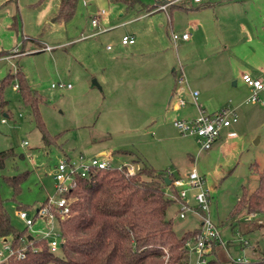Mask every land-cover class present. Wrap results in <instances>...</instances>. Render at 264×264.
Wrapping results in <instances>:
<instances>
[{"label": "rangeland", "instance_id": "obj_1", "mask_svg": "<svg viewBox=\"0 0 264 264\" xmlns=\"http://www.w3.org/2000/svg\"><path fill=\"white\" fill-rule=\"evenodd\" d=\"M60 1H0V25L6 28L2 20L17 17V31L0 30V150L13 148L0 166V195L11 221L18 229L26 228L19 209L32 215L47 196H55V164L66 154L105 151L113 166L138 156L175 173L196 165L209 188L210 216L228 242L216 257L221 264H231L228 252L242 254L246 248L239 247L230 212L244 189L255 188L264 167V88L257 101H247L250 86L241 78L249 71L264 80V0L229 3L218 23L204 9L214 40L207 42L200 30L192 43L173 40L166 12L150 8L155 0L132 5L124 0H75L73 13L66 17L59 14ZM92 5L105 9L98 25L92 24ZM185 19V14L174 16V30L181 31ZM124 33H133L135 42L121 43ZM181 69L190 86L199 89L198 99L207 111L235 108L238 119L230 126L236 135L225 141L222 133L210 148L198 151L196 137L183 135L173 124L175 117L196 113L191 95H185V106L171 107L169 95ZM10 72L24 76L38 92L36 104L25 101L20 87L14 86L17 76L2 83ZM58 81L71 86L51 85ZM37 113L55 139L51 143L42 140ZM133 163L135 169L141 164ZM20 172L24 176L15 191L6 176ZM193 191L188 194L191 203ZM178 204L172 202L168 215L182 233L199 224L201 216L187 210L180 217ZM43 225L41 220L34 224ZM250 227L243 236L255 243L259 256L264 229ZM8 241L0 237V248ZM195 260L192 254L190 264Z\"/></svg>", "mask_w": 264, "mask_h": 264}, {"label": "trees", "instance_id": "obj_2", "mask_svg": "<svg viewBox=\"0 0 264 264\" xmlns=\"http://www.w3.org/2000/svg\"><path fill=\"white\" fill-rule=\"evenodd\" d=\"M132 5L138 0H124ZM186 0L172 3L179 5ZM195 2V1H194ZM197 3H201L197 2ZM170 4V5H172ZM75 0H61L59 14L66 17L73 13ZM155 5L152 4L150 8ZM16 72L2 78V83ZM18 85L25 101L36 104L35 89L23 77L17 76ZM38 93V92H37ZM44 143H51L49 135L37 113ZM13 151L12 147L0 150V166ZM138 165L134 173L128 172V164L98 169L91 177L78 178L77 184L68 190L71 195L70 212L56 216V225L61 235L59 249H50L47 237L27 226L18 229L11 221L4 198L0 195V237L9 238L11 246L18 250L24 246V254L15 253L0 259V264H182L188 261L186 240L195 235L198 227L178 233L168 208L176 201L167 194V189L177 190L166 169H158L133 157ZM23 172L7 175L15 191L19 190ZM48 201V196L40 203ZM24 207V206H22ZM255 211L256 219L244 215ZM231 225L241 233L252 231V225L264 229V167L259 172L258 183L252 190L244 189L230 212ZM253 223V224H252ZM244 224V225H243ZM31 234L30 237L28 235ZM223 247L215 243L213 257L208 264H221L216 251ZM231 264H264V247L257 259L251 262Z\"/></svg>", "mask_w": 264, "mask_h": 264}, {"label": "built area", "instance_id": "obj_3", "mask_svg": "<svg viewBox=\"0 0 264 264\" xmlns=\"http://www.w3.org/2000/svg\"><path fill=\"white\" fill-rule=\"evenodd\" d=\"M180 0H155L154 8L167 10L168 6ZM200 2L201 0H192ZM105 13V9H97L96 14L92 18V24L98 25V15ZM172 37L176 40L178 37H188V31L171 32ZM135 36L131 33H124L121 36L120 42L123 44L133 43ZM110 47V45H107ZM49 48L47 44L44 46ZM243 80L251 87V92L246 97L247 101H256L259 99V91L264 88V80L259 76L245 71L242 73ZM53 87H70V82L58 81L52 82ZM15 87H19L18 82L14 83ZM189 89L190 95L196 104L197 113L193 116H180L173 119V124L183 135H193L199 143V150L210 148L215 140L221 135L224 127L229 126L237 121L238 116L235 108L224 107L213 111H207L198 99L199 90L190 87L184 71L181 69L176 77V84L174 88L175 105L183 106L186 103L185 97L182 95L185 88ZM4 119V118H3ZM229 135L235 134V131H229ZM24 140V143H27ZM103 152L85 154L79 152L76 156L72 157L69 154L60 156L55 164V189L56 193L53 197H48V201L40 204L35 208L34 213L29 215L25 208L19 209V215L25 219L26 225L31 228L35 233L48 238L50 249L57 251L61 242V235L56 225V216L60 214L61 217L70 212L71 195L67 194L68 190L74 187L78 178L91 177L98 169L113 166L111 160ZM128 172H135V164L128 162ZM121 165V164H120ZM118 165V166H120ZM166 173L171 176V181L177 189H167V194L179 202V215L184 216L187 210H192L200 214L201 221L198 226V231L192 237L186 240V248L188 251H196V260L194 264H208V254L212 253L215 243L221 244L227 249V241L223 240L220 229L210 216V193L209 188L205 186V178L199 173L195 166H192L189 171L184 174L175 173L173 169L167 168ZM193 189L194 202L189 201V191ZM255 211L248 212L244 215L245 219H251L255 216ZM37 220L44 222L43 226H34ZM239 231V230H238ZM238 243L241 249L246 251L242 254H233L228 252L230 259L236 262L248 263L258 256L255 255V243H252L243 233L239 231ZM250 249V253L247 252ZM22 256L24 254V246L15 250L10 241L5 242L0 248V259L6 258L10 254ZM253 255V256H252ZM255 258L253 259L252 257ZM182 264H190V260Z\"/></svg>", "mask_w": 264, "mask_h": 264}, {"label": "crops", "instance_id": "obj_4", "mask_svg": "<svg viewBox=\"0 0 264 264\" xmlns=\"http://www.w3.org/2000/svg\"><path fill=\"white\" fill-rule=\"evenodd\" d=\"M1 1V0H0ZM235 2H237V0H201V3H197V2H194V1H192V0H186L184 3H181V4H179V5H176V4H172V5H169L168 6V8H167V10H165V9H161V10H163V11H165L166 12V14H167V17H168V20L170 21V29H171V32L174 30V26H173V17L174 16H178V15H183V14H185V17H186V19H185V24H184V26H182V29H181V31L180 32H182V31H188L189 32V29L188 28H192V30H193V33L192 32H190L189 33V35H188V37H178V39H181L182 41H188V42H194V41H196L197 39H198V33H199V31L200 30H203L202 31V33L205 35L204 36V38H205V40L207 41V42H210V40H214L213 39V36L212 35H209V31H210V29H211V27L210 26H208L210 23L208 22V20H204V16H206V11H203L204 9H209L211 12H212V17L214 18L213 20L215 21H217V23H218V21H220L219 19H220V17H222V16H225V14H226V10H225V8H224V6L225 5H228L229 3H235ZM93 6V5H92ZM95 6V5H94ZM96 10H97V8L95 7V10H93V11H95V14H96ZM157 10H160V9H157ZM197 12H199V13H197ZM208 14V13H207ZM210 14V13H209ZM1 15H2V12L0 11V17H1ZM204 15V16H203ZM210 16V15H209ZM226 17H228V16H226ZM3 19V18H2ZM208 19V18H207ZM227 19V18H226ZM3 22V24L5 23L6 24V28H14V29H16V31H17V17H16V14H12L11 15V17L10 16H7L6 17V19L5 20H2ZM210 21V20H209ZM6 28H4L3 27V25H0V30L3 32ZM7 30V29H6ZM9 30V29H8ZM170 32V33H171ZM131 34H133V33H131ZM134 35V34H133ZM171 37H172V34H171ZM173 38V37H172ZM174 40V39H173ZM177 40V39H176ZM176 40H174V41H176ZM135 42V41H134ZM0 50H2V49H0ZM173 70H175L174 68H173ZM243 72V71H242ZM245 72V71H244ZM249 72V71H248ZM178 73L179 72H176V76L178 75ZM250 73H252V72H250ZM253 74V73H252ZM253 75H255V74H253ZM257 76V75H256ZM242 78V77H241ZM187 80H188V78H187ZM188 83H189V81H188ZM175 85V84H174ZM189 85H190V83H189ZM249 86V85H248ZM191 87V86H190ZM174 88H175V86H173V88H172V91H171V93H170V95H169V100L170 101H172V104H171V107H173L174 109H179L181 106H178V107H176L175 105H173L174 103H175V101H176V99H175V96L173 95V94H175L174 93ZM198 89V88H197ZM249 89H250V92H251V87H249ZM199 90V89H198ZM186 92V93H185ZM199 93H200V91H199ZM182 95L185 97V95L187 96V95H190V92H189V89L186 87L185 88V90L183 91V93H182ZM187 101L188 100H186V103H187ZM257 101V100H256ZM189 102H191V103H194V101H193V99H192V97L190 96V101ZM202 103V102H201ZM195 104V103H194ZM186 105V104H185ZM185 105H183V106H185ZM203 105V104H202ZM204 106V105H203ZM172 108V109H173ZM195 108H196V113H197V107H196V104H195ZM205 108V107H204ZM195 113V114H196ZM194 114V115H195ZM190 116H193V114L192 115H190ZM189 116V117H190ZM188 117V116H187ZM235 131V134H233V135H229L228 134V132L229 131ZM222 133H224V135H225V138H224V140L226 141L227 139H229L230 137H232V136H234V135H236V130H235V128H232L230 125L229 126H226V127H224L223 128V130H222ZM222 133H221V135H222ZM221 135L215 140V142L221 137ZM223 140V141H224ZM198 151H200L199 149H198ZM103 152V151H102ZM192 166H195L196 167V165H192ZM191 166V167H192ZM190 167V168H191ZM196 169H197V167H196ZM198 170V169H197ZM187 171H185V172H181V171H178L177 173H179V174H184V173H186ZM190 190H193V189H190ZM192 200H194L193 199V196H192ZM178 201H176V203H177ZM194 202V201H193ZM192 202V203H193ZM179 203V202H178ZM178 208H179V204H178ZM192 211V210H191ZM192 213L195 215V214H198V213H195V212H193L192 211ZM185 215H186V213H185ZM184 215V216H185ZM200 215V214H199ZM180 216V215H179ZM184 216H180V217H184ZM200 224V223H199ZM199 224H197L195 227H198L199 226ZM1 238H3V240H5L6 239V237H1ZM258 241V240H257ZM240 247V246H239ZM248 252V251H247ZM251 252V251H250ZM188 254H189V257H188V259L190 260V256L192 255V254H196V251L195 250H192V251H188Z\"/></svg>", "mask_w": 264, "mask_h": 264}, {"label": "water", "instance_id": "obj_5", "mask_svg": "<svg viewBox=\"0 0 264 264\" xmlns=\"http://www.w3.org/2000/svg\"><path fill=\"white\" fill-rule=\"evenodd\" d=\"M91 9H92V10H95V6L93 5V6L91 7ZM165 180H166L167 183H169V182L171 181V178H170L169 176H166V177H165ZM30 236H31V234L28 235V237H30Z\"/></svg>", "mask_w": 264, "mask_h": 264}]
</instances>
